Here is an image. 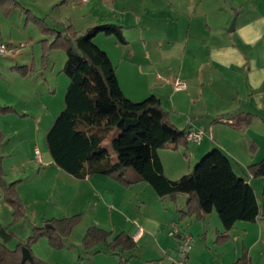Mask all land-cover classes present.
<instances>
[{
    "label": "crops",
    "instance_id": "obj_1",
    "mask_svg": "<svg viewBox=\"0 0 264 264\" xmlns=\"http://www.w3.org/2000/svg\"><path fill=\"white\" fill-rule=\"evenodd\" d=\"M87 3L91 5L80 13L78 23L86 18L96 20L95 25L114 23L122 27L127 39V43H121L115 35L105 33L93 38L115 66L124 94L134 102L154 95L174 126L201 132L199 142L188 139L186 146L175 148L170 143L158 150L165 175L179 179L178 175L189 174L207 152L218 147L231 159L239 176L252 186L256 181L259 188L264 186V179L253 177L249 171L250 165L264 159V0ZM69 22L79 33L90 28H80L73 17ZM32 78L29 74L16 82L23 80L29 87L30 92L22 100L15 102L4 97L0 101L27 115L21 119L13 113L0 114L5 136L1 148L5 179L7 183L20 182L17 190L27 210L42 191L49 189L60 198L66 191L70 204L65 213H89L90 226L112 231L110 240L124 232L136 242L132 250L119 248L112 252L98 245L94 249L99 247L100 254L94 257L93 264H120L121 260L124 264H173L180 244L176 247L173 237L180 241L185 235L194 237L188 264H235L244 253L250 264H264V252L259 247L264 231L258 229L259 219L238 221L228 232L229 238L219 241L218 235L224 228L213 217L215 210L204 219L195 214L181 218L179 210H187V194H179L173 201L169 196H158L146 181L126 186L101 174L77 178L56 165L49 153L43 156L36 141L38 132L44 122L50 125V118L55 119L60 99L47 91L40 92L34 82L37 79ZM177 79L185 83V88L175 87ZM14 83L15 80L11 81V86ZM158 114L151 113V118ZM17 137L20 143L33 139L36 162L31 163L33 158L27 156L22 143H11ZM19 154L23 156L19 158ZM17 164L27 169L30 166L31 172L18 178L14 174ZM259 192L255 190L257 198ZM38 212L32 213L37 216ZM212 218L216 223L214 229L210 226ZM194 224L197 229H192ZM139 227L142 234L136 236ZM0 240L3 241L1 236ZM255 248H259L257 254Z\"/></svg>",
    "mask_w": 264,
    "mask_h": 264
},
{
    "label": "trees",
    "instance_id": "obj_2",
    "mask_svg": "<svg viewBox=\"0 0 264 264\" xmlns=\"http://www.w3.org/2000/svg\"><path fill=\"white\" fill-rule=\"evenodd\" d=\"M0 6L6 15L18 7L28 11L17 0H0ZM36 21L42 32L53 35L54 44L61 45L66 52L63 70L69 77V85L65 105L46 132L47 147L56 165L81 179L101 174L126 186L146 181L158 196H169L173 201L179 194H187V210H179L181 218L195 214L204 219L215 210L224 228L218 235L219 241L229 238L228 232L238 221L255 222L264 216V186L261 205L254 187L234 171L231 159L218 147L207 152L189 174L179 179L165 175L158 149L170 143L175 148L186 146L190 131L171 123L156 96L134 102L124 94L110 57L93 41L97 34L105 33L127 43L121 26L98 24L79 33L73 25L60 31L49 28L38 18ZM15 68L22 74L27 71L26 66ZM0 112L8 114L15 110L0 105ZM153 112L159 116L151 118ZM4 140L0 127V186L18 219L25 215V208L17 190L19 181L7 183L5 179L1 152ZM249 171L253 177L264 179V159L250 165ZM80 220V214L48 220L50 226H35L32 234L15 249L0 240V264H45L33 254L31 244L46 235L53 246L62 247L63 238ZM111 236V231L90 226L84 244L91 248L107 242L111 251L136 247L134 239L124 232L112 240ZM24 247L29 249L32 260L23 261ZM235 264H250V258L244 253Z\"/></svg>",
    "mask_w": 264,
    "mask_h": 264
},
{
    "label": "rangeland",
    "instance_id": "obj_3",
    "mask_svg": "<svg viewBox=\"0 0 264 264\" xmlns=\"http://www.w3.org/2000/svg\"><path fill=\"white\" fill-rule=\"evenodd\" d=\"M17 1H19L21 6L27 9V12L29 13L22 10L21 7H18L6 15L0 6V43L3 42L8 46V50L5 53H0V101L3 102L4 97L14 100L15 102L22 100L25 97V93L30 92L29 89H27L29 87L25 85L23 80L20 81L21 85L16 82L18 81V78L31 74L33 80L37 79L34 82L38 83L37 87L40 92L47 91L50 95L60 99L58 102V106H60L58 107V115L64 108L65 93L69 85V77L63 70L66 61V52L61 45L54 44L55 37L53 35H48L42 32L36 18L45 21L49 28L64 31L65 26L70 23V17H73L78 23L80 13H82L84 8H88L91 4L81 2L80 0H74L75 2L73 3L71 2L72 0H67L66 5L64 0ZM95 22L96 20L86 18L83 22L80 21L78 25L80 28L85 25L93 27L96 26ZM16 66H26V73H20V71L15 68ZM14 80L15 85L11 86L12 84H10V82ZM28 86H31V83H28ZM0 105L9 106L15 110L14 106L12 107L1 102ZM0 114L2 113L0 112ZM13 114L18 115L21 119L27 117V115L23 113L19 114L16 110ZM2 115H7V113ZM53 121L54 118H50V125H48L47 122H44V125L38 132L36 141L43 156L49 153L46 143V132L52 125ZM47 125L49 127H47ZM23 130H25V127ZM18 138L19 137L12 138L11 143L14 142L17 146L22 143L21 145L22 147L24 146L27 156L33 158L30 159L33 164L36 162L33 149V139H24V141H21L20 143ZM22 156V154L18 155L19 158ZM17 165L14 174L18 175V178H24L22 177L24 173L26 174V172H28L29 174L31 172L30 166L27 169V167H20L19 164ZM44 166H46V164H44ZM10 170L13 169L9 168V171ZM10 172L13 173L12 171ZM178 176L179 177L176 178L182 177V175ZM30 178L31 177L29 176L25 180H30ZM253 186L254 190H258V192L260 191L258 194V200L262 204L263 185L259 188V182L256 181L253 183ZM35 200L37 201H31L28 210L22 201L25 208V215L17 219L14 216L12 206L4 199L3 189L0 186V224H3L0 226H3L2 228H5L7 232L13 236L10 240L5 242L9 248L15 249L21 240H26L29 235L32 234L33 229L36 226L34 225L35 222L38 223L37 226H47L51 225L47 223L48 220H58L74 215V213H65L66 208L70 204L68 202L69 195L66 191L63 194V197L60 198L48 189L47 191H42ZM32 212H38V214L41 213V215L38 216L37 214V216H35ZM44 212L46 215H44ZM80 217L81 220L75 225L71 233L63 238L64 245L62 247L53 246L49 237L44 235L31 244L33 254L40 260L44 261L45 264H93L94 257L100 254V252H98L99 247L109 248V246L107 242H100L94 247L88 248L84 244V237L90 227L92 215L90 216L89 213H80ZM213 217H216L221 225V221L216 211L213 212ZM215 224L216 223L212 218L210 225L212 229L216 226ZM192 226V229H197L196 224ZM258 229H263L264 231V216L262 215L259 217ZM175 237H173V239L176 241L177 247L181 240L178 241ZM191 237H193V235ZM193 239L194 237L192 238L191 245L194 242ZM262 243L259 244V247L261 251L264 252V241H262ZM98 245V249H94ZM255 249L254 253L257 254L259 248ZM87 258H90V261H88Z\"/></svg>",
    "mask_w": 264,
    "mask_h": 264
},
{
    "label": "built area",
    "instance_id": "obj_4",
    "mask_svg": "<svg viewBox=\"0 0 264 264\" xmlns=\"http://www.w3.org/2000/svg\"><path fill=\"white\" fill-rule=\"evenodd\" d=\"M81 2H87L89 0H80ZM8 50V46L5 43H0V53H5ZM175 87L177 89H183L185 88V83L180 80L177 79L175 81ZM188 139L189 140H194L199 142L201 140V132H196V131H190L188 134ZM36 153L38 156H40V152L39 150H36ZM142 227H139L138 229V233L136 236H140L142 234ZM172 233L173 235L176 234ZM191 241H192V237L190 235H185L183 237H181V242L179 244V248H178V252H179V256L177 259L174 260L173 264H188L187 260H188V251L189 248L191 247Z\"/></svg>",
    "mask_w": 264,
    "mask_h": 264
},
{
    "label": "water",
    "instance_id": "obj_5",
    "mask_svg": "<svg viewBox=\"0 0 264 264\" xmlns=\"http://www.w3.org/2000/svg\"><path fill=\"white\" fill-rule=\"evenodd\" d=\"M234 26V21L232 22V27ZM50 226V225H47ZM0 236L3 239L4 242H7L9 239H11V234L7 232L5 228H0ZM32 260L31 253L28 248H23V261L26 260Z\"/></svg>",
    "mask_w": 264,
    "mask_h": 264
}]
</instances>
